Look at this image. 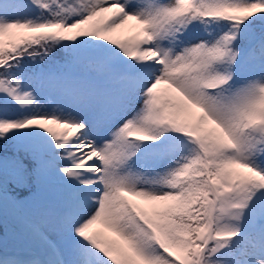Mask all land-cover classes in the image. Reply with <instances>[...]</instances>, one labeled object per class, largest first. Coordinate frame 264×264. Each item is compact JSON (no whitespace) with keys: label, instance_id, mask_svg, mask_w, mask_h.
<instances>
[{"label":"snow or ice","instance_id":"obj_1","mask_svg":"<svg viewBox=\"0 0 264 264\" xmlns=\"http://www.w3.org/2000/svg\"><path fill=\"white\" fill-rule=\"evenodd\" d=\"M9 203L0 264H264V0H0Z\"/></svg>","mask_w":264,"mask_h":264},{"label":"rangeland","instance_id":"obj_2","mask_svg":"<svg viewBox=\"0 0 264 264\" xmlns=\"http://www.w3.org/2000/svg\"><path fill=\"white\" fill-rule=\"evenodd\" d=\"M127 31H129V28L118 30L116 33H113L112 35L114 38H123L124 36H126ZM58 195H59V186L55 184H50L48 182L42 185L38 192L39 197H42L45 201L49 203L51 202L53 205L55 204ZM0 223L3 224V226L5 227L3 234H0V240H2L5 234H7L9 230H12L13 229L12 227L15 225L9 223L7 219L4 218V216H2L1 213H0Z\"/></svg>","mask_w":264,"mask_h":264},{"label":"trees","instance_id":"obj_3","mask_svg":"<svg viewBox=\"0 0 264 264\" xmlns=\"http://www.w3.org/2000/svg\"><path fill=\"white\" fill-rule=\"evenodd\" d=\"M60 56H63V53H60ZM55 68V65H47L45 66V71H47L49 68ZM36 68H40L39 66L36 65H30L29 66V71L33 72L34 69ZM80 71H85V69H80ZM48 93L46 92L45 95H47ZM48 206H52L50 203H47L46 201L43 200L42 197H39L38 195L33 199V201L29 204L27 211L30 213H38L40 211H42L43 209H45Z\"/></svg>","mask_w":264,"mask_h":264},{"label":"bare ground","instance_id":"obj_4","mask_svg":"<svg viewBox=\"0 0 264 264\" xmlns=\"http://www.w3.org/2000/svg\"><path fill=\"white\" fill-rule=\"evenodd\" d=\"M7 214L9 215V217H10V218H11L16 224H18L19 226H21L20 223L18 222V216H19V213H17V212L13 209L11 203H9V205H8Z\"/></svg>","mask_w":264,"mask_h":264}]
</instances>
